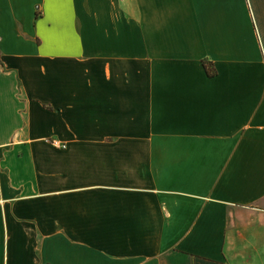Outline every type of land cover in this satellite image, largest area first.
I'll use <instances>...</instances> for the list:
<instances>
[{
    "label": "crops",
    "instance_id": "0c3cea01",
    "mask_svg": "<svg viewBox=\"0 0 264 264\" xmlns=\"http://www.w3.org/2000/svg\"><path fill=\"white\" fill-rule=\"evenodd\" d=\"M0 264H264V0H0Z\"/></svg>",
    "mask_w": 264,
    "mask_h": 264
},
{
    "label": "trees",
    "instance_id": "16d2710c",
    "mask_svg": "<svg viewBox=\"0 0 264 264\" xmlns=\"http://www.w3.org/2000/svg\"><path fill=\"white\" fill-rule=\"evenodd\" d=\"M202 64H203V66H204V69H205L206 73H207L209 76H212V75L215 74V69H214V67H213V64H212L210 61L204 59V60L202 61Z\"/></svg>",
    "mask_w": 264,
    "mask_h": 264
},
{
    "label": "built area",
    "instance_id": "2783aa9c",
    "mask_svg": "<svg viewBox=\"0 0 264 264\" xmlns=\"http://www.w3.org/2000/svg\"><path fill=\"white\" fill-rule=\"evenodd\" d=\"M61 147L63 148L64 147V144H62Z\"/></svg>",
    "mask_w": 264,
    "mask_h": 264
}]
</instances>
